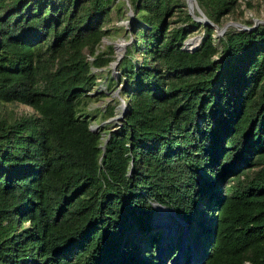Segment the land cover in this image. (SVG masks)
<instances>
[{"label":"trees","instance_id":"16d2710c","mask_svg":"<svg viewBox=\"0 0 264 264\" xmlns=\"http://www.w3.org/2000/svg\"><path fill=\"white\" fill-rule=\"evenodd\" d=\"M122 2L0 0V264H158L153 204L192 222L202 198L193 264H264V23L215 41L184 0H128L131 40L103 76L125 107L102 141L81 101ZM196 2L216 25L239 5ZM5 102L32 112L10 117Z\"/></svg>","mask_w":264,"mask_h":264},{"label":"rangeland","instance_id":"374dc122","mask_svg":"<svg viewBox=\"0 0 264 264\" xmlns=\"http://www.w3.org/2000/svg\"><path fill=\"white\" fill-rule=\"evenodd\" d=\"M122 1L123 2L121 3L119 11H111L109 20L105 22L104 27H107L108 33L102 37L98 47V49L101 50L104 48V45L108 43L112 44L111 59L100 69L92 68L93 72L98 73L99 70H102V72L101 75L97 77L98 82L87 93L90 97H83L81 101L80 111L85 113V115L89 118L90 127L94 130L103 129V131H101L102 141L105 137L104 132L108 129L114 128L115 125L119 123L121 111H123L124 105L122 98L118 95V90L120 89L122 83L117 82V86L112 87L111 89H105L103 83V76L106 73H111L113 77L116 78L117 63L115 65H111L110 62L115 59L118 52L121 53L119 59L121 58L125 46L131 40L128 32V23L132 19L133 14L128 0ZM251 2L252 6L247 8L244 5L243 0H238L239 5L236 7L235 12L232 15L227 14L222 17L221 24H215L217 28L221 27L226 22H237L247 26H256L257 24L264 23V2H262V0H251ZM239 9H241V12L238 11ZM192 13L199 15L194 6L192 8ZM244 20L248 21V24ZM227 28L237 29L238 26L229 23L225 26L224 30ZM202 32L203 30L201 28L192 30L184 39L183 45L186 48H192L198 44L202 36ZM222 33L218 34L216 31L213 33L215 41H217L216 36H221ZM121 42H123L121 47H118V45L116 46V44H120ZM96 93L98 95H96ZM109 105H113L114 107L112 116L107 118L106 113ZM3 109L10 117L23 112H32L29 106L16 102H5ZM103 126L106 127L103 128ZM153 205L155 207V211L151 220V229H159V236L157 241L153 242L157 245H154L152 254L156 257L157 263L193 264V262H200L201 259H199L198 256H200L203 251V241L205 239L206 232L201 231L193 240L191 237V227L195 226L194 222H196L197 219L201 223L205 222L208 224L210 222V212H208L210 203H207L203 198L199 200L197 211L194 214L195 219L192 222H184L171 208L165 205Z\"/></svg>","mask_w":264,"mask_h":264},{"label":"water","instance_id":"95a60500","mask_svg":"<svg viewBox=\"0 0 264 264\" xmlns=\"http://www.w3.org/2000/svg\"><path fill=\"white\" fill-rule=\"evenodd\" d=\"M185 2H186V6H187V11L192 16L193 19H195V20H197L199 22H202V23H210V24H212L213 27H214V29H215V31L218 34H221L224 31L225 26L227 24H229V23H231L232 25L238 26V29H251V28L254 27V25L247 26V25L240 24V23H237V22H226L224 25H222L221 27H218L217 28V26L215 24L211 23V21L205 16V14L203 13V11L198 6L196 0H185ZM193 6L195 7V9L197 10V12H198L199 15H196V14H193L192 13ZM117 45H118V47H121L123 45V42H121L120 44H116V46ZM192 48L189 49V50H192ZM120 55H121V53L118 52L117 55L115 56V59L110 62L111 65H115L117 63V61L119 60ZM124 107L125 106L123 105V110H124ZM122 112L123 111H121V114H122Z\"/></svg>","mask_w":264,"mask_h":264},{"label":"bare ground","instance_id":"6f19581e","mask_svg":"<svg viewBox=\"0 0 264 264\" xmlns=\"http://www.w3.org/2000/svg\"><path fill=\"white\" fill-rule=\"evenodd\" d=\"M188 49H191V48H188ZM170 237V236H169Z\"/></svg>","mask_w":264,"mask_h":264}]
</instances>
